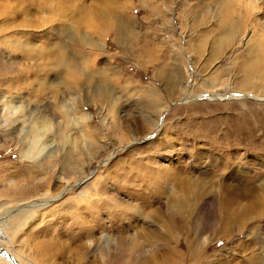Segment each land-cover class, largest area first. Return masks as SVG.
Listing matches in <instances>:
<instances>
[{
  "label": "rangeland",
  "instance_id": "rangeland-1",
  "mask_svg": "<svg viewBox=\"0 0 264 264\" xmlns=\"http://www.w3.org/2000/svg\"><path fill=\"white\" fill-rule=\"evenodd\" d=\"M246 1L0 0V216L64 191L9 220L1 248L25 264H264V200H220L264 182V0ZM177 175L203 191L186 190L187 234L160 244L145 210L183 198Z\"/></svg>",
  "mask_w": 264,
  "mask_h": 264
},
{
  "label": "bare ground",
  "instance_id": "bare-ground-1",
  "mask_svg": "<svg viewBox=\"0 0 264 264\" xmlns=\"http://www.w3.org/2000/svg\"><path fill=\"white\" fill-rule=\"evenodd\" d=\"M259 0H247L245 3H246V5L248 6V7H250L251 9H253V10H256L257 9V5H256V3L258 2ZM242 3V2H241ZM243 4V3H242ZM219 10V9H218ZM66 65V64H65ZM69 68H71V69H73V74L74 75H77V68L76 67H69ZM72 72V71H71ZM79 74V73H78ZM242 96H245V93L244 94H241ZM165 110V109H164ZM161 117V116H160ZM160 121V120H159ZM161 121L160 122H157L155 125H154V132H159V131H161L162 129V127H161ZM32 133H34V135L35 136H37V139L39 138V134H38V130L37 131H34V132H32ZM150 134L148 135V136H146L145 137V140L147 139V138H150ZM136 138H138V137H136ZM131 141H130V145H131ZM43 166H44V164H43ZM223 167H225V169H226V172H227V169L228 168H231L232 167V164H229V163H224L223 165H222ZM217 169H218V167H217ZM44 170V169H43ZM183 170V169H182ZM224 170V169H223ZM167 171V170H166ZM165 171V172H166ZM178 171H180V170H178ZM217 171V170H216ZM229 173H228V175H230V177H232V178H235V179H238V177H239V175L241 176L242 175V173H239L238 171H233L232 169H229ZM164 172V171H163ZM167 173V172H166ZM185 173V174H184ZM186 174H187V172L186 171H184L183 173H182V175L183 176H185L186 177ZM263 176H264V174H262ZM243 176V175H242ZM259 176H261V175H259ZM259 176H253V178H259ZM176 177H178L177 179H179V186L182 188V190L185 192V195H183V198H175L174 199V202H173V200L171 199V197H170V192H172V193H174V189L172 188V189H170V190H167L168 191V193H167V196H168V198H169V200H168V203L165 205V207H164V205H163V207H161V208H158V210H161L162 208H165L164 210L166 211V212H162V211H158V210H156V209H151V210H149V208H147V210H145V212H148V213H146V218H147V220H150V223H151V225L153 226V225H158V226H160L161 228H163V232H165V233H163L164 235H162L160 232H158L157 231V233L158 234H156V235H158V239L160 240V241H163V243H161L160 242V244H164V243H170L172 240H173V237H175L174 236V230H181L180 228H183V230L185 231V233L187 234V232H188V229L186 228V226H187V223H189V221H190V215L192 214H190V212H188V210H189V208H191L190 206H189V202H190V198H189V195H190V192H188V191H190L191 190V185H194V186H196V188L194 189V190H196V194H197V200L199 199V196H201V195H199L200 193H201V191H203L202 190V188H203V186L199 183V182H196V183H190V180H191V177H187V178H189V179H185V178H183V177H181V176H179V175H177ZM175 177V178H176ZM223 177V176H222ZM226 177V176H225ZM229 177V176H228ZM201 178V177H200ZM176 179V180H177ZM185 180V181H184ZM229 180V179H228ZM225 181V180H224ZM228 182V181H227ZM232 182V181H231ZM144 183L146 184V182L144 181ZM226 183V182H225ZM214 184V183H213ZM244 187L243 188H241L240 186H236V185H225L224 187H223V193H222V197H221V199L220 200H222L223 201V198H226V199H228L229 200V197L231 196V195H235V194H242V193H245V195H247V196H249V197H251L252 198V200L253 199H255L254 200V203L255 204H262V202H261V200L263 199L264 200V182L262 183V184H260V186H258V185H256V184H254L253 183V181L251 180V181H249V182H247L246 184H244L243 185ZM151 189V188H150ZM186 190H188V191H186ZM206 190V189H205ZM150 195H155L154 193H152L151 192V190L148 192ZM164 193V192H163ZM254 194V195H253ZM45 195V194H44ZM42 196V197H39V198H37V199H33L31 202H30V204H28V202H27V204H22V205H20L18 208H15V209H10V211H7V212H5L4 214H2L1 216H0V241L1 240H11V235H10V233H9V231L7 230L8 229V226L6 225V223L9 221V220H11L14 216H20L21 214L22 215H26V214H29V213H32L33 211H34V209L36 210V209H40V210H42V209H45V208H48L50 205H52V203L55 201V200H58V199H61V197L64 195V191H62L61 193H60V195L58 196V197H46V196ZM148 195V194H147ZM226 195H229L228 196V198H227V196ZM244 195V194H243ZM243 198V197H242ZM232 199V198H231ZM250 199V198H249ZM251 200V201H252ZM226 201V200H225ZM224 201V202H225ZM178 204H177V203ZM192 202V201H191ZM196 202V201H195ZM253 202V201H252ZM226 203V202H225ZM223 204V203H222ZM227 205V204H226ZM231 209V208H230ZM192 211V210H191ZM178 214V215H177ZM30 215V214H29ZM176 216H178L177 218H176ZM9 223V222H8ZM11 223V222H10ZM189 226V225H188ZM12 228V227H11ZM15 228V227H14ZM177 228V229H176ZM197 228V227H196ZM200 228V227H199ZM156 229V228H155ZM154 230V229H153ZM153 230H152V232H153ZM202 230H203V228H202ZM151 232V231H150ZM151 232V233H152ZM181 232V231H180ZM195 232V231H194ZM154 233V232H153ZM177 233H179V231L177 232ZM197 233V232H196ZM176 234V233H175ZM180 234V233H179ZM194 234V233H193ZM201 233H200V229H199V232L197 233V234H194L193 235V237H198L199 235H200ZM144 236V235H143ZM146 236V235H145ZM149 236V235H148ZM150 236H152L151 234H150ZM147 238V237H146ZM150 239V238H149ZM148 238H147V240H149ZM152 239H153V236H152ZM186 240H188L189 241V237H188V239H186ZM194 240V239H193ZM195 241V240H194ZM123 242V241H122ZM186 242V241H185ZM137 243V242H136ZM146 243H148V241L146 242ZM159 243V242H158ZM188 243V242H187ZM189 243H190V241H189ZM193 243V242H192ZM195 243H198V242H195ZM201 243V242H200ZM138 244V243H137ZM199 244V243H198ZM130 245V244H129ZM134 245V244H133ZM153 245V244H152ZM155 245V244H154ZM169 245V244H168ZM134 246H136V244L134 245ZM138 246V248H140L139 247V245H137ZM166 246V245H165ZM129 247V246H128ZM155 247H156V245H155ZM190 247V251H192V248H191V246H189ZM11 248H13V246L12 247H10L9 249H3V248H1L0 247V260H3V261H6V262H9V263H11V264H13L12 262H10L6 257H5V253H8V255H11L12 257H14V259L17 261V263L18 264H25L22 260H20V256L16 253V252H10V251H14V250H12ZM138 248H133L132 249V247H131V250H130V252L132 251H134V252H139V249ZM1 249H3V250H1ZM126 250H127V248H125ZM141 249V248H140ZM171 249V248H170ZM126 250L124 251L125 253H126ZM176 250V249H175ZM150 251H151V249H150ZM172 251V253H173V257H174V259L175 258H177V254H176V252L175 251H173V250H171ZM133 252V253H134ZM135 255V254H134ZM141 256V255H140ZM139 256V257H140ZM144 256V255H143ZM142 256V257H143ZM171 256V255H170ZM135 258H137V257H135ZM180 258V257H179ZM138 259V258H137ZM180 260V259H179ZM142 261V260H141ZM144 261H148V260H143V262H141V263H143V264H147V262H144ZM150 262H151V260H150ZM152 263V262H151ZM156 263V262H155ZM140 264V263H139ZM150 264V263H149Z\"/></svg>",
  "mask_w": 264,
  "mask_h": 264
},
{
  "label": "water",
  "instance_id": "water-1",
  "mask_svg": "<svg viewBox=\"0 0 264 264\" xmlns=\"http://www.w3.org/2000/svg\"><path fill=\"white\" fill-rule=\"evenodd\" d=\"M3 250V249H1ZM5 257L12 262L13 264H18L17 261L14 259V257H12L11 255H8V253H5Z\"/></svg>",
  "mask_w": 264,
  "mask_h": 264
}]
</instances>
